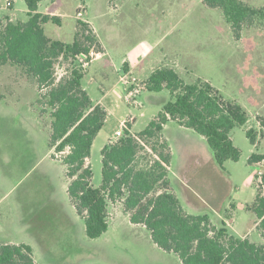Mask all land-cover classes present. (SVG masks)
Segmentation results:
<instances>
[{
    "label": "rangeland",
    "instance_id": "1",
    "mask_svg": "<svg viewBox=\"0 0 264 264\" xmlns=\"http://www.w3.org/2000/svg\"><path fill=\"white\" fill-rule=\"evenodd\" d=\"M27 10L23 0H0V25L9 17L25 21ZM37 10L60 16L58 23L43 24L44 32L67 43L76 31L85 34L76 16L81 11L79 20L90 24L96 42L81 41L95 51L103 45L108 54L90 62L81 80L93 103L103 99V90L112 89L102 100L108 113L87 161L92 186L101 185V149L115 142V131L136 135L173 99L166 89H143L136 104L126 102L125 86L118 82L123 60L143 82L153 69L173 67L184 82L210 81L225 99L240 103L250 119L230 132L239 159L222 165L201 135L169 120L158 144L166 141L171 148V191L188 213L206 214L216 226L226 219L230 234L264 242L255 214L246 208L264 189V28H243L235 37L220 10L202 0H39ZM71 66L59 58L56 78ZM43 92L22 68L0 65V243L30 245L37 264H181L153 243L144 226L130 224L120 200L108 204L106 232L86 236L84 221L66 192L62 154H55L49 144L52 109L40 102ZM249 128L257 133L256 145L246 136ZM148 141L141 142L139 166L157 158L150 149L155 141ZM253 153L262 160L249 162Z\"/></svg>",
    "mask_w": 264,
    "mask_h": 264
},
{
    "label": "trees",
    "instance_id": "2",
    "mask_svg": "<svg viewBox=\"0 0 264 264\" xmlns=\"http://www.w3.org/2000/svg\"><path fill=\"white\" fill-rule=\"evenodd\" d=\"M23 1L28 9L27 19L7 18L0 25V65L22 68L36 81L39 90L44 89L40 102L52 109L49 144L55 154H62L60 161L68 180L66 192L84 221L86 236L97 238L106 232L108 204L120 200L129 221L144 226L153 243L176 255L181 264H264V242L254 243L246 237L232 235L224 220L216 226L208 215L191 214L183 209L167 178L171 160L169 144L166 141L158 144L163 126L173 120L201 135L218 165L226 160L237 161L240 150L233 144L230 132L248 122L250 115L246 109L235 100L225 99L210 81L197 78L188 83L173 67L153 69L144 81V89L152 92L166 89L173 99L136 135L124 130L115 142L102 147V182L99 187H93L87 161L107 111L100 104H93L83 88L81 80L86 69L79 64L78 57L86 55L90 60L88 53L92 45H85L81 37L92 43L96 42L95 35L88 23L78 20L85 34L76 31L70 43L50 38L43 24L58 23L59 17L38 12L39 0ZM202 2L220 10L235 37L243 28H264V3L253 6L243 0ZM59 58L70 61L72 66L57 79L54 69ZM256 135L252 128L246 130L253 145ZM150 139L155 141L150 143V149L157 158L151 165L139 166L137 155L143 146L141 142ZM262 158L253 153L249 162ZM246 208L255 214V224L264 240V189ZM0 264L37 263L30 245L2 242Z\"/></svg>",
    "mask_w": 264,
    "mask_h": 264
},
{
    "label": "built area",
    "instance_id": "3",
    "mask_svg": "<svg viewBox=\"0 0 264 264\" xmlns=\"http://www.w3.org/2000/svg\"><path fill=\"white\" fill-rule=\"evenodd\" d=\"M6 4L10 5L11 3H10V1H7ZM76 16L78 18H81L82 17V12L81 11H77L76 12ZM97 55H98V52L94 51L93 48L88 53V56H89L90 60H91L92 57H95ZM78 60H79L81 66L83 68H86V66H88L89 62H90V60L87 59L86 55H80L78 57ZM120 79H121V82L123 83V85L125 86V88H124V92H125L124 100L126 102H128V103L136 104L137 96L145 88L144 82L138 80L135 76L130 75V74H128V75L124 74V75H122L120 77ZM122 134H123V131L117 130V131H115L114 137H117L116 138V140H117ZM257 174L260 176L261 172L258 171Z\"/></svg>",
    "mask_w": 264,
    "mask_h": 264
},
{
    "label": "crops",
    "instance_id": "4",
    "mask_svg": "<svg viewBox=\"0 0 264 264\" xmlns=\"http://www.w3.org/2000/svg\"><path fill=\"white\" fill-rule=\"evenodd\" d=\"M40 12V11H39ZM41 13H43V12H41ZM44 14H49V15H56V16H58L59 17V19H60V16L59 15H57V13L56 12H54V11H46V12H44ZM82 18V17H81ZM81 18H78V20L79 19H81ZM9 19H11V20H13L11 17H9ZM84 22H86V21H84ZM86 23H88V22H86ZM89 24V23H88ZM89 26H90V24H89ZM62 41V40H61ZM105 58H108V54H107V52L105 51V49H104V47H103V45H100V50H99V52H98V55L97 56H95V57H92L91 58V60H90V62H92V61H98V60H103V59H105ZM89 62V63H90ZM123 65H122V75H128V74H130V75H133L134 76V74H132V67L128 64V62H127V60H123V63H122ZM89 66V65H88ZM150 74V73H149ZM119 77H121V75H119ZM121 80V79H120ZM118 82H120V83H122L121 81H118ZM114 87V86H113ZM84 88V87H83ZM85 89V88H84ZM86 90V89H85ZM112 91V89H110V90H108V89H105V90H103L102 91V98L104 99V98H106V97H108V95L110 94V92ZM88 94V93H87ZM91 99V98H90ZM103 99H100V100H98L97 102H95V103H93V104H100L106 111L108 110L107 108H106V106H104V104H103V102H102V100ZM91 101H92V99H91ZM108 113V112H107ZM184 127V126H183ZM163 128H164V126H163ZM186 128V127H185ZM163 130V129H162ZM166 139V138H165ZM167 140V139H166ZM168 141V140H167ZM169 144V143H168ZM169 147H170V145H169ZM170 152H171V148H170ZM88 161H89V159H88ZM168 169H169V167H168ZM67 187V186H66ZM73 206V205H72ZM74 207V206H73ZM225 222H226V219H223ZM130 224H132V223H130ZM132 225H135V224H132ZM256 225V224H255ZM109 227V226H108ZM244 237V236H243ZM242 237V238H243ZM1 242H3V243H10V242H6V241H1ZM14 244H18V243H14ZM32 248V247H31ZM32 254H33V257H34V259H35V256H34V251H33V248H32ZM39 264V263H38Z\"/></svg>",
    "mask_w": 264,
    "mask_h": 264
}]
</instances>
